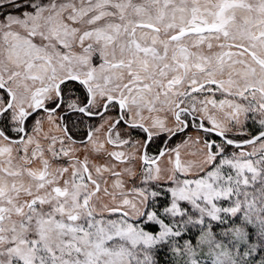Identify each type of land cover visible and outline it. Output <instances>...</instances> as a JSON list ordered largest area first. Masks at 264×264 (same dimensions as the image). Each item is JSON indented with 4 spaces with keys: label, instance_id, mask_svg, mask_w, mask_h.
I'll use <instances>...</instances> for the list:
<instances>
[{
    "label": "snow or ice",
    "instance_id": "6c2138e0",
    "mask_svg": "<svg viewBox=\"0 0 264 264\" xmlns=\"http://www.w3.org/2000/svg\"><path fill=\"white\" fill-rule=\"evenodd\" d=\"M0 264H264V0H0Z\"/></svg>",
    "mask_w": 264,
    "mask_h": 264
}]
</instances>
